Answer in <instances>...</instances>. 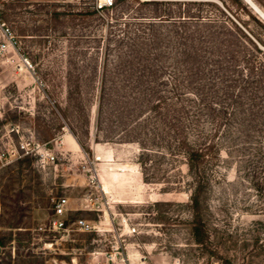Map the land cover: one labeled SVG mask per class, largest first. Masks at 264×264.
I'll list each match as a JSON object with an SVG mask.
<instances>
[{
    "label": "rangeland",
    "instance_id": "obj_1",
    "mask_svg": "<svg viewBox=\"0 0 264 264\" xmlns=\"http://www.w3.org/2000/svg\"><path fill=\"white\" fill-rule=\"evenodd\" d=\"M115 1L97 9L95 0H0V23L16 42L0 54V264H264V152L241 155L224 142L191 209L192 178L170 152L172 132L151 113L136 121L141 95L133 84L154 72L132 45L155 43L167 46L155 78L166 92L177 86L179 31L147 28V39L134 42L131 33L141 29L136 17L217 15L221 1L263 41L252 18L264 28V0H248L254 9L240 0L245 10L231 0ZM152 54L144 61L154 62ZM213 81L212 102L224 105L221 95L232 88ZM170 106L162 114L176 113L179 103ZM19 144L31 152L11 154ZM44 151L55 156L52 164L39 162ZM59 197L74 204L69 223L83 219L95 230L39 231ZM196 219L201 244L192 237Z\"/></svg>",
    "mask_w": 264,
    "mask_h": 264
},
{
    "label": "trees",
    "instance_id": "obj_2",
    "mask_svg": "<svg viewBox=\"0 0 264 264\" xmlns=\"http://www.w3.org/2000/svg\"><path fill=\"white\" fill-rule=\"evenodd\" d=\"M122 1L124 0H116L115 3ZM231 1L245 10L240 0ZM163 3L170 2H137L140 6H157ZM220 3L223 9L214 8L217 15L201 16L199 12L191 14L182 10L176 13L161 11L153 16L136 17L138 19H134L133 22L136 23L133 24L141 29L131 32L134 42V39H147L143 31L147 28L167 25L179 31L177 36L181 42L178 41L179 47L176 48L179 60L175 62V69L180 79L171 92L162 90V80L155 78L157 73L165 69L164 63H160V56L165 53L162 49H167V46H161L160 49L155 43L150 47V44L145 43L132 45L135 57L141 58L150 68L153 67L154 72V78H150L151 73V76L135 77L133 81L136 93L139 91L141 95L138 103L139 117L136 121H143L151 113L154 121L161 120L163 126L172 132L174 140L173 146H169L172 147L170 152L183 160L186 172L192 178L188 199L195 212L200 192L207 182L205 167L218 158L222 145L233 143V149L241 155L264 152V40L245 30L225 2ZM113 6L114 2L109 7ZM252 20L264 32L257 20ZM152 51L157 52L156 57L152 58L154 62L144 61L153 55ZM214 78L227 82V87L232 88L228 93H222L221 96L227 103L221 106L212 102L210 86ZM100 98L97 103V116L101 108ZM172 100L179 103L176 113L162 114V109L171 107ZM59 113L65 119L66 110ZM71 135L83 149L72 131ZM139 164L141 165V161ZM196 224L192 228V237L196 244H201L203 238L199 219H196ZM3 247L4 242L0 239V248Z\"/></svg>",
    "mask_w": 264,
    "mask_h": 264
},
{
    "label": "built area",
    "instance_id": "obj_3",
    "mask_svg": "<svg viewBox=\"0 0 264 264\" xmlns=\"http://www.w3.org/2000/svg\"><path fill=\"white\" fill-rule=\"evenodd\" d=\"M96 8L101 9L103 7H109L113 3V0H95ZM0 54L6 52L7 48H14L16 42L9 31L8 27L3 23H0ZM20 156L28 155L31 150L28 148V144H19L18 150L12 151L11 154H17ZM40 163L52 164L55 160V156L46 151L37 154ZM67 200L64 197H59L52 202L51 213L46 219L45 224L38 228L39 231H45L47 233H60L61 235H67L68 232L74 231L77 233H89L95 230V227L88 221L83 219H76L69 223L67 219L68 211L66 210ZM125 224V221L122 220ZM127 228V227H126ZM131 231H133L131 229Z\"/></svg>",
    "mask_w": 264,
    "mask_h": 264
},
{
    "label": "crops",
    "instance_id": "obj_4",
    "mask_svg": "<svg viewBox=\"0 0 264 264\" xmlns=\"http://www.w3.org/2000/svg\"><path fill=\"white\" fill-rule=\"evenodd\" d=\"M77 149H78V148H77ZM66 200H67V199H66ZM73 205H74L73 203L71 204V202H69V201L67 200L66 210H67L68 212L74 211L75 208L72 207Z\"/></svg>",
    "mask_w": 264,
    "mask_h": 264
},
{
    "label": "water",
    "instance_id": "obj_5",
    "mask_svg": "<svg viewBox=\"0 0 264 264\" xmlns=\"http://www.w3.org/2000/svg\"><path fill=\"white\" fill-rule=\"evenodd\" d=\"M241 1L243 2V1H245V0H241ZM246 4H247L248 6H250L252 9H254V7H252V5H251L249 2L246 1Z\"/></svg>",
    "mask_w": 264,
    "mask_h": 264
},
{
    "label": "bare ground",
    "instance_id": "obj_6",
    "mask_svg": "<svg viewBox=\"0 0 264 264\" xmlns=\"http://www.w3.org/2000/svg\"><path fill=\"white\" fill-rule=\"evenodd\" d=\"M247 1H248V0H247ZM249 1H250V0H249ZM249 1H248V2H249ZM251 5H252V4H251Z\"/></svg>",
    "mask_w": 264,
    "mask_h": 264
}]
</instances>
